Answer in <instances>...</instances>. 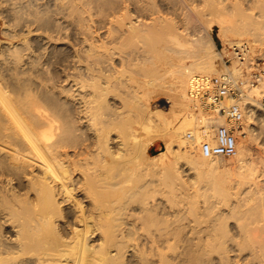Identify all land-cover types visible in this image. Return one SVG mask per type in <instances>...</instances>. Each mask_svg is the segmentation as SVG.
<instances>
[{
    "label": "bare ground",
    "instance_id": "6f19581e",
    "mask_svg": "<svg viewBox=\"0 0 264 264\" xmlns=\"http://www.w3.org/2000/svg\"><path fill=\"white\" fill-rule=\"evenodd\" d=\"M9 1L0 264H264V159L249 152L264 147V0ZM224 73L244 83L222 102L240 120L189 94L193 76ZM159 95L168 108L151 106ZM221 125L237 152L207 157Z\"/></svg>",
    "mask_w": 264,
    "mask_h": 264
},
{
    "label": "built area",
    "instance_id": "2783aa9c",
    "mask_svg": "<svg viewBox=\"0 0 264 264\" xmlns=\"http://www.w3.org/2000/svg\"><path fill=\"white\" fill-rule=\"evenodd\" d=\"M238 51H240L238 49ZM245 93L244 83L231 73L219 75H195L190 80L189 94L212 105H218L220 110L228 114V119L240 120L239 106H222L226 97L240 98ZM237 139L234 131L226 125H221L216 131L215 143L205 142L202 152L207 157H231L237 152Z\"/></svg>",
    "mask_w": 264,
    "mask_h": 264
},
{
    "label": "rangeland",
    "instance_id": "374dc122",
    "mask_svg": "<svg viewBox=\"0 0 264 264\" xmlns=\"http://www.w3.org/2000/svg\"><path fill=\"white\" fill-rule=\"evenodd\" d=\"M1 1V0H0ZM5 0H3V1H1L0 2V6H3V5H1V3L2 2H4ZM7 1H9V0H6V2H4L5 3V5L7 6H3V8L1 9V7H0V31H2V30H5V29H7L9 26V24L7 25L6 24V22H7V18L5 17V19H3L4 18V16L5 15H7L8 17L11 15L10 14V12H11V7H10V5H12V4H9V2L7 3ZM2 10H5L4 12L6 13H4L3 14V16H2V13H3V11ZM2 11V12H1ZM152 17V16H151ZM153 17H155V15H153ZM10 18V17H9ZM149 18V17H148ZM150 19V18H149ZM148 19V20H149ZM11 20V19H10ZM9 19H8V23H9V21H10ZM4 21H6L5 22V24H4ZM12 21V20H11ZM10 21V22H11ZM218 22H220V23H218ZM229 22H230V19L229 18H222V20L221 19H217V23L216 24H219V28L221 27V28H224V27H226L228 24H229ZM201 25H199L198 26V29L196 30L197 32H205L206 31V26H207V23H206V21L203 23V22H201L200 23ZM7 25V27H5V26ZM4 26V27H3ZM200 27V28H199ZM205 27V28H204ZM203 28V29H202ZM218 28V29H219ZM196 28H191V30H193V31H191L190 29L189 30H183V33L184 34H188L187 35V37L189 38H191V36H193L194 34H195V32L196 31H194ZM200 29H201V31H200ZM186 31H188V32H186ZM182 32V31H181ZM217 34V35H216ZM190 35V36H189ZM219 34H218V32H217V30L215 31V33L213 34V37H214V39H215V41H216V43H217V45H218V47H219V49L220 50H222L224 47H225V45L223 44V42H222V40H221V38H220V36H218ZM263 37H261V39H262ZM263 40V39H262ZM258 42V43H257ZM256 42V44L257 45H255L254 47H255V53L253 54V57H254V64H255V66L256 67H261L260 69L262 70V72H264V55L262 56V54H264V46H262V45H264V42H263V44H262V41L260 42V40H258ZM223 44V45H222ZM234 51V48H231V51ZM230 52V51H229ZM260 53V54H259ZM229 55V54H228ZM228 55H225V60L228 62V63H230V56H228ZM134 64H132V65H129L128 64V68H127V70H130V69H132L131 71H129L131 74H129L128 73V71L126 70L125 72L126 73H128L129 75H131V76H133V77H135L134 79H144L145 78V76H143V75H141V73L140 74H137V73H139V71H140V69L143 67V64L141 63L140 64V68L139 67H137L138 65H139V63L137 64V62H133ZM136 63V64H135ZM117 66H119V64L118 65H116V67ZM123 67V66H119V70L121 69V68ZM126 67V66H125ZM118 68V67H117ZM124 68V67H123ZM139 68V70L136 72V69H138ZM126 68H124V70H125ZM136 73V74H135ZM219 73H221V72H219ZM259 72H257L256 74H258ZM128 74H126V76L128 75ZM216 74V73H215ZM218 74V73H217ZM128 75V76H129ZM123 76H125V74L124 75H122V78H126V77H123ZM133 77H131L132 79H133ZM131 78H129L128 77V79L130 80ZM128 79H125L124 81L127 83V84H129V83H131V81L128 83ZM131 79V80H132ZM63 83H65V82H63ZM132 84V83H131ZM78 92V91H77ZM245 96H247V93H246V95ZM166 96H164V95H159V96H156V97H154V98H152L151 99V106L152 107H154L155 109H166V108H168L169 106H170V102H168V99L166 98ZM262 101H263V103H264V98L262 99ZM230 107V106H229ZM263 123H264V121H262ZM262 126H264V124H261ZM260 130H263L264 131V127L263 128H261ZM246 134V133H245ZM264 135V132H263V134L261 135V137L260 138H262V136ZM237 137H238V135H237ZM159 140H161L162 141V143L160 144H158L157 146H155V147H153V149H152V152L153 153H157L161 148H162V146H164V144H163V141H164V138H162V139H159ZM261 140V139H260ZM158 141V140H157ZM238 141H240V138L238 137V139H237V143H238ZM258 143H256V142H253V141H250V143H249V152H250V154H251V156H253L254 158H256V157H258V158H256V159H259L260 160V158H259V156H261V160L263 161V159H264V157H263V151H264V147L263 146H261V147H259V145H257ZM238 145V144H237ZM263 147V148H262ZM259 149V150H258ZM263 150V151H262ZM258 151H259V155H258ZM260 151H262V152H260ZM235 156V155H234ZM231 157H233V156H231ZM186 167V168H185ZM188 166H184V176L185 175H187L188 173H190L189 175V177L188 176H185V178L186 179H190L191 177H192V170L190 171L189 170V167L187 168ZM221 171V172H220ZM219 171V173H222V170H220ZM225 171V170H224ZM237 171H239L238 169H234L233 170V172H232V175H235L234 174V172H236V173H238L239 174V172H237ZM226 172V171H225ZM230 172V173H231ZM227 174H229V172L227 171L226 172ZM226 175V174H225ZM237 175V174H236ZM259 179H263V176H261ZM248 185H246V187H247ZM245 188V187H244ZM243 188V189H244Z\"/></svg>",
    "mask_w": 264,
    "mask_h": 264
},
{
    "label": "trees",
    "instance_id": "16d2710c",
    "mask_svg": "<svg viewBox=\"0 0 264 264\" xmlns=\"http://www.w3.org/2000/svg\"><path fill=\"white\" fill-rule=\"evenodd\" d=\"M159 143L161 144V143H162V141H161V140H158V141H156V143H155V145H154V146H157Z\"/></svg>",
    "mask_w": 264,
    "mask_h": 264
},
{
    "label": "crops",
    "instance_id": "0c3cea01",
    "mask_svg": "<svg viewBox=\"0 0 264 264\" xmlns=\"http://www.w3.org/2000/svg\"><path fill=\"white\" fill-rule=\"evenodd\" d=\"M154 145H155V144H154ZM154 145L152 146V149H153V147H155Z\"/></svg>",
    "mask_w": 264,
    "mask_h": 264
}]
</instances>
